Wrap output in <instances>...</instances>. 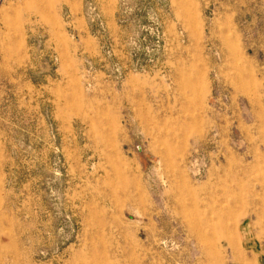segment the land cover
<instances>
[{"label":"rangeland","instance_id":"374dc122","mask_svg":"<svg viewBox=\"0 0 264 264\" xmlns=\"http://www.w3.org/2000/svg\"><path fill=\"white\" fill-rule=\"evenodd\" d=\"M263 246L264 0H0V264Z\"/></svg>","mask_w":264,"mask_h":264},{"label":"crops","instance_id":"0c3cea01","mask_svg":"<svg viewBox=\"0 0 264 264\" xmlns=\"http://www.w3.org/2000/svg\"><path fill=\"white\" fill-rule=\"evenodd\" d=\"M262 249H264V246L262 247ZM258 264H264V258L259 259V263Z\"/></svg>","mask_w":264,"mask_h":264},{"label":"bare ground","instance_id":"6f19581e","mask_svg":"<svg viewBox=\"0 0 264 264\" xmlns=\"http://www.w3.org/2000/svg\"><path fill=\"white\" fill-rule=\"evenodd\" d=\"M202 241V240H201Z\"/></svg>","mask_w":264,"mask_h":264}]
</instances>
